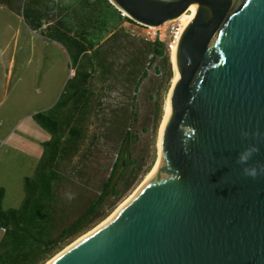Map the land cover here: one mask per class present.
<instances>
[{
  "label": "water",
  "instance_id": "1",
  "mask_svg": "<svg viewBox=\"0 0 264 264\" xmlns=\"http://www.w3.org/2000/svg\"><path fill=\"white\" fill-rule=\"evenodd\" d=\"M159 28L193 5L155 175L48 264H264V0H108ZM72 76V72H71ZM247 132L248 136H242Z\"/></svg>",
  "mask_w": 264,
  "mask_h": 264
},
{
  "label": "rangeland",
  "instance_id": "2",
  "mask_svg": "<svg viewBox=\"0 0 264 264\" xmlns=\"http://www.w3.org/2000/svg\"><path fill=\"white\" fill-rule=\"evenodd\" d=\"M7 2L11 0H0L3 208L22 207L26 178L36 176L45 144L52 139L39 125L41 129L37 128L31 136L22 133V128L27 123L33 124L36 113L51 109L61 113L60 122H67L70 117L68 110L72 104L62 111L57 103L64 100L69 80L76 75L73 66L76 57L54 40L56 36L74 38L89 46L93 43L83 62H91L90 79L100 93L73 112L71 126L82 129L80 138L74 140L72 128L63 134L62 153L55 165L56 198L47 229L51 238L59 237L99 200L121 144L124 138H129L115 180L118 193L108 196L71 236L43 257L17 263L45 264L113 214L153 169L161 150V125L174 66L171 56L154 53L158 28L130 23L114 11L108 0H12V6L3 4ZM163 27L166 25L160 28L164 30ZM96 53L99 55L94 57ZM12 54L16 63L7 77ZM3 240L6 244L0 248V264L8 263L15 255L2 228L0 244ZM28 249L25 247L16 254L19 256Z\"/></svg>",
  "mask_w": 264,
  "mask_h": 264
},
{
  "label": "trees",
  "instance_id": "3",
  "mask_svg": "<svg viewBox=\"0 0 264 264\" xmlns=\"http://www.w3.org/2000/svg\"><path fill=\"white\" fill-rule=\"evenodd\" d=\"M3 4L12 6V0L11 2ZM111 7L113 6L111 5ZM114 11L120 15L116 8ZM54 40L62 43L69 53H72L76 57V61L73 65L76 68V75L69 80L70 86L65 94L64 100L61 103H57L62 108V111L68 104H72V107L68 110L70 117L67 122H60V116L58 115L61 113L58 110L54 111L53 109L49 112H38L33 116V119L46 132L52 135V139L45 144L46 151L37 167L36 176L33 178H26V199L23 202L24 204L22 207L5 210L2 206L5 189L0 188V228L6 230V237L11 241V247L15 252V255L5 264H17L18 262L28 260L30 257L35 261L36 257H43L44 253L53 250L57 246V243L71 236L72 233L90 217V215L97 211L98 207L103 204V201L108 196L118 193L115 180L119 172L120 160L126 149L125 146L129 141L128 137L124 138L121 144L118 159L112 168L110 177L103 185L99 200L95 202L86 213L80 216L68 229L63 230L59 237L51 238L49 236L47 229L50 225V214L54 209L53 203L56 198L53 186L58 177L55 165L62 153L61 145L63 134L67 128H72L71 131L74 135V140L80 138L82 129L71 126V122L73 121L72 118L75 114L73 112H76L86 104H89L91 100L97 97L100 93L98 87L95 84H92L90 79L92 72H89L88 64L92 65L91 62L88 61V64L83 62L85 57H87L88 51L93 47V43L89 46L88 44L74 38L66 39L63 35L56 36ZM153 45L155 48L154 53L157 56H167L164 52V44L161 41L156 40ZM98 55L99 54L96 53L94 57H97ZM167 58H169V56H167ZM145 75L147 74L144 73V76ZM5 244L6 243L3 240L0 244V248ZM25 247H29L28 251L26 250L18 256L16 254L18 250ZM42 247H44V251L42 250ZM5 257H8V255Z\"/></svg>",
  "mask_w": 264,
  "mask_h": 264
},
{
  "label": "bare ground",
  "instance_id": "4",
  "mask_svg": "<svg viewBox=\"0 0 264 264\" xmlns=\"http://www.w3.org/2000/svg\"><path fill=\"white\" fill-rule=\"evenodd\" d=\"M195 11H196V8H195V6L192 5L189 8V12L182 15V18L184 19V21H185L186 24H188V22L190 21V19L193 17V15L195 14ZM166 24H164V25H166ZM150 28H155V27H150ZM171 62H172V65L174 66V76H173V79H172L171 88L169 90V94H168V98H167V102H166V106H165V114H164L163 121H162V125H161V136H160V149L161 150H159L158 159H157V162L155 163L153 169L148 173V175L146 176L145 180L140 184V186L136 189V191L128 199H126V201L113 214H111L109 217H107L105 220H103L100 224H98L92 230L88 231L84 235H82L79 238H77L74 242H72L71 244H69L68 246H66L63 250H61L59 253H57L54 257L50 258L45 264H48L49 262H51L53 260V258L57 257L64 250H67L68 248H70L71 246H73L75 243H77L78 241H80L82 238H84L85 236H87L88 234L92 233L94 230H96L97 228H99L100 226H102L103 224H105L106 222H108L118 212V210L121 207H123L126 203H128L133 198V196L138 192V190L146 182H148L155 175V173L157 172V170L159 168V165H160L161 154H162V150H163L162 149V133H163L164 125H165V122H166L167 111H168V106H169V101H170V94H171L172 88H173L176 80L179 77V75H178V69H177V64H176V52H173L171 54Z\"/></svg>",
  "mask_w": 264,
  "mask_h": 264
},
{
  "label": "built area",
  "instance_id": "5",
  "mask_svg": "<svg viewBox=\"0 0 264 264\" xmlns=\"http://www.w3.org/2000/svg\"><path fill=\"white\" fill-rule=\"evenodd\" d=\"M117 10L119 11L122 18L127 19L130 23L140 25L134 22L133 20H131L127 16V14L124 13L123 11L119 9ZM188 12H189V9L186 11V13ZM186 25L187 24L185 23L184 19L181 16L175 20L167 22L165 29L163 28L164 30H162V28L160 27L157 29L158 30L157 36H156L157 38H155L154 41L159 40L164 44V52L167 56L170 57L173 52H176L177 43H178V40L180 39L179 37Z\"/></svg>",
  "mask_w": 264,
  "mask_h": 264
},
{
  "label": "clouds",
  "instance_id": "6",
  "mask_svg": "<svg viewBox=\"0 0 264 264\" xmlns=\"http://www.w3.org/2000/svg\"><path fill=\"white\" fill-rule=\"evenodd\" d=\"M242 136L247 137V132H242ZM259 152V148L255 144H250L245 147L237 157V162L243 165V172L247 176H251L253 178L257 177L259 174H264V164H260L259 162L255 164H249L248 162L251 160L255 153ZM71 198V196H70Z\"/></svg>",
  "mask_w": 264,
  "mask_h": 264
},
{
  "label": "crops",
  "instance_id": "7",
  "mask_svg": "<svg viewBox=\"0 0 264 264\" xmlns=\"http://www.w3.org/2000/svg\"><path fill=\"white\" fill-rule=\"evenodd\" d=\"M15 57H14V55L12 54L11 55V58H10V63H9V71H8V75H7V77H10V74H11V69L12 68H14V66H15ZM39 124L33 119V124H29V123H27V125H26V127H24V128H22V130H21V132L22 133H24V134H26V135H28V134H30V136L31 135H33L34 134V132L36 131V129L38 128H40L39 126H38ZM42 128V127H41ZM40 128V129H41ZM43 129V128H42ZM41 135H43V134H41ZM1 230H2V228H0Z\"/></svg>",
  "mask_w": 264,
  "mask_h": 264
}]
</instances>
